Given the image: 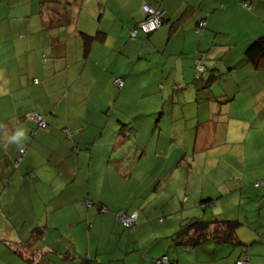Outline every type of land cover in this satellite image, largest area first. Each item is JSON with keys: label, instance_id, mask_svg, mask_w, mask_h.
Instances as JSON below:
<instances>
[{"label": "crops", "instance_id": "1", "mask_svg": "<svg viewBox=\"0 0 264 264\" xmlns=\"http://www.w3.org/2000/svg\"><path fill=\"white\" fill-rule=\"evenodd\" d=\"M142 1L162 8L166 22L132 40ZM46 6L0 0V264H26L23 243L43 216L35 256L72 248L76 264H154L160 256L234 264L241 245L170 240L185 211L205 220L252 216L237 236L248 264H264V187L255 185L264 180V68L244 56L264 35V0H82L69 28L43 32ZM78 32L97 36L87 56ZM198 55L206 72L196 83ZM113 77L124 78L119 92ZM31 112L48 127L18 120ZM124 120L129 130L118 128ZM19 130L24 136L10 143ZM98 205L111 212L99 215ZM118 210L141 212L131 231L114 218ZM55 256L51 264L64 262Z\"/></svg>", "mask_w": 264, "mask_h": 264}, {"label": "trees", "instance_id": "2", "mask_svg": "<svg viewBox=\"0 0 264 264\" xmlns=\"http://www.w3.org/2000/svg\"><path fill=\"white\" fill-rule=\"evenodd\" d=\"M81 1L82 0H41L42 4H47L46 8L49 7L52 10V12H50L51 19L50 20L49 19L48 20L47 19L42 20V23L40 21V23L38 24L40 26L41 30L43 32H49L50 30H52V28H54V29L58 28V27H63L64 29L69 28V26H71V24L75 22L74 17H75V14L78 12L79 5H80ZM143 5H147L153 11L163 10L160 7L154 8V7L150 6L148 3H146L145 1H142L140 3V8L142 10L144 17L140 22H138L136 25H134L133 27L128 29L129 38L132 40L138 39V36L140 34L144 38H149L152 34H154L156 31H158L161 28V26H163L164 22H166L165 21V11L163 10L164 13H163L162 18L159 22L160 23L159 26L155 30L148 32V33H145L142 30V26L151 18V16H148L146 14V12L143 10ZM241 6L243 8H247V9L249 8L248 3L245 1L241 2ZM188 15H189V12L185 17L180 16V18H178L176 21L172 22V24H169V28H168L169 31L173 32V30L177 29L181 24L184 23L183 21L185 19L187 21L189 19ZM202 22L204 23L203 25H201ZM204 29H205V21L202 18V19L198 20V22L195 24L194 32L197 35H201L202 32L204 31ZM132 31H136V34L133 37L131 36ZM78 33L80 34V37L83 41V55L87 56L90 53V50H91L90 47H91L92 43L95 40H97V36L96 35L95 36H89L87 34H83L80 32H78ZM244 56H245L246 62L251 64L253 68H256V69L258 67L264 68V35H262L261 37H258L256 40H254L247 47V49L244 52ZM202 57H203V55H202ZM200 59L201 58L198 55V57L194 60V64H193L192 80H193V82H196V83L201 82L202 76L206 72V65H205L206 62H205L204 58H202V60H200ZM198 65H200L202 67V69L199 70ZM114 79L121 80L122 85L120 87L116 86L113 83ZM111 83H112L113 87L119 92L122 90V88L124 86V78L123 77H113L111 80ZM208 83L209 82H207V84ZM32 114L40 115V114L31 112V113L24 115L23 117L18 118V120L23 122L26 119L30 122H33L32 120H30L28 118V116L32 115ZM43 118L45 120L44 116H43ZM33 124H35V123L33 122ZM35 127H36V124H35ZM47 127H48V125L46 123V128ZM46 128H44V129H46ZM35 130H43V129H39L36 127ZM67 136H69V135H67ZM22 155H19L20 159H21ZM255 185H256V187H264V180L258 181V183L256 182ZM100 208L105 209V212L102 215H105V214L111 212L109 208L102 206V205L101 206L98 205L97 210H98L99 215H101L99 212ZM119 212H122L125 214H132V213L138 214L140 211L134 210L130 213L124 212L123 210L114 211L113 216L115 219H116V214ZM117 221L122 226L120 221L119 220H117ZM239 227H240V222L237 220H217V219L205 220L202 217V215L199 214V215L192 216L191 218L189 217V218H184L183 220H181L179 222V226H178L176 232H174L169 238H170V240L175 242L176 246H179L182 248H195V247H198L200 245H203L205 242H213L215 244H223V245H231V246L241 245V246H243L242 252L234 264H237V262H240V261L242 262V264H248L249 259H248V254H247V247L245 245H243L242 243H240L238 236H237V230ZM122 228L126 231L132 230V229H126L123 226H122ZM42 235H43L42 229H37V228L33 229L29 233L28 238L23 243L24 246L26 247V249L30 250V247H31L30 245H32L33 242H35L37 239H39ZM21 246H23V245H21ZM34 253L35 252L32 250L30 251V254L26 258V261H25L26 264H51V262H52L51 260H54L56 257L55 255H57L62 261H64L62 264H73V263L76 264V263H78L76 259L77 258L80 259V257H78L76 255V253L73 251L72 248L71 249L66 248V249H64L63 252H57V253H55L54 251H52V252L46 251V252H43L37 256H35ZM162 257L163 256L152 259L153 260L152 263H154V264H171L170 259H167L166 257H165L166 258L165 263H158L157 261ZM87 262L88 261H85V262H83V264H86Z\"/></svg>", "mask_w": 264, "mask_h": 264}, {"label": "built area", "instance_id": "3", "mask_svg": "<svg viewBox=\"0 0 264 264\" xmlns=\"http://www.w3.org/2000/svg\"><path fill=\"white\" fill-rule=\"evenodd\" d=\"M246 6V5H245ZM247 7V6H246ZM143 10L146 12V14L148 16H151V18L142 26V30L145 33L151 32L153 30H155L158 26H159V22L162 18V15L164 13L163 10H157V11H153L151 8H149L147 5H143ZM204 23L202 22L201 25H203ZM131 36H135L136 31H132L131 32ZM202 60V56L200 57ZM198 69H202V67L200 65H198ZM113 83L120 87L122 85V81L119 79H114ZM28 118L30 120H32L35 124L36 127L39 129H44L46 128V123L45 120L43 118V116L41 115H36V114H32L29 115ZM26 151V147L25 146H21L19 148V154L22 155L24 154ZM18 161H20V158H18ZM100 214L102 215L105 212L104 208H100L99 210ZM116 219L120 221V223L122 224V226L126 229H132V227L135 225L136 223V219H137V214L136 213H132V214H125L122 212H119L116 214ZM158 263H165L166 262V258L162 257L160 258L158 261ZM237 264H242V262H237Z\"/></svg>", "mask_w": 264, "mask_h": 264}, {"label": "rangeland", "instance_id": "4", "mask_svg": "<svg viewBox=\"0 0 264 264\" xmlns=\"http://www.w3.org/2000/svg\"><path fill=\"white\" fill-rule=\"evenodd\" d=\"M111 2H113V0H111ZM123 11H124V13H128L129 11H132V7L129 5V4H126V6L122 9ZM75 16H76V14H75ZM112 111H113V107H110V110H108L107 111V113H106V117L107 116H109V114L111 113V116H112ZM108 118V117H107ZM116 119H117V117L115 116V115H113L112 116V120H111V124H113L115 121H116ZM103 125H105V124H103ZM118 128L119 129H121V128H126V129H130V126H129V121H121L120 122V124H119V126H118ZM139 128V127H138ZM151 133H154V132H156V133H154V135H152V138H154V139H158L159 138V135H158V131H155V130H151L150 131ZM150 133V134H151ZM138 139H140V137L138 138ZM153 155V154H152ZM161 155V154H160ZM153 157V156H152ZM144 162V161H143ZM143 162L141 163V165L143 164ZM159 173H160V171H159ZM160 182V180H158V183ZM191 182V181H190ZM258 183V182H257ZM27 187V186H26ZM191 187V186H190ZM191 201V200H190ZM189 201V202H190ZM17 204V202H16V198H15V196L13 195V199L12 200H10V206H15ZM91 208V207H90ZM89 208V209H90ZM235 211V213L237 214L238 213V211L237 210H234ZM186 213H185V215H183L182 217L181 216H178L177 218H178V220L179 221H181V220H183L184 218H191L192 216H195V215H197V214H190V215H188L187 214V211H185ZM12 217V216H11ZM251 217L252 216H246L245 214H242V216H241V221L240 222H242V221H247L248 220V222L251 220ZM170 218H173V217H170ZM206 218V217H205ZM232 219L233 220H237V221H239L238 220V216L237 215H235V217H232ZM42 223L39 225V224H35V225H33V227H31V230H33V229H43V228H45V227H43L42 225H44V216L42 217ZM45 226V225H44ZM47 227V226H46ZM48 228V227H47ZM114 244V241H112L111 243H110V245H113ZM30 251H31V249L29 250V249H26V255L28 256L29 255V253H30Z\"/></svg>", "mask_w": 264, "mask_h": 264}, {"label": "clouds", "instance_id": "5", "mask_svg": "<svg viewBox=\"0 0 264 264\" xmlns=\"http://www.w3.org/2000/svg\"><path fill=\"white\" fill-rule=\"evenodd\" d=\"M24 136V132L22 130H19L15 132L10 138L9 142L10 143H16L18 142L22 137Z\"/></svg>", "mask_w": 264, "mask_h": 264}]
</instances>
